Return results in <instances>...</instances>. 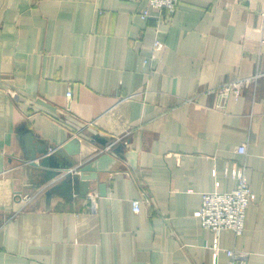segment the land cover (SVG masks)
<instances>
[{
    "label": "crops",
    "instance_id": "0c3cea01",
    "mask_svg": "<svg viewBox=\"0 0 264 264\" xmlns=\"http://www.w3.org/2000/svg\"><path fill=\"white\" fill-rule=\"evenodd\" d=\"M146 3L0 0V264H228L231 248L249 253L238 264H264V78L224 108L198 96L264 71V0H180L161 27L156 11L140 17ZM156 37L165 48L153 73L143 58ZM113 138L116 161L85 195L49 189L17 212L15 193L51 180L30 150L46 146L76 169ZM241 164L255 199L243 233L222 230L214 257L195 212L201 193L234 188L225 171Z\"/></svg>",
    "mask_w": 264,
    "mask_h": 264
},
{
    "label": "built area",
    "instance_id": "2783aa9c",
    "mask_svg": "<svg viewBox=\"0 0 264 264\" xmlns=\"http://www.w3.org/2000/svg\"><path fill=\"white\" fill-rule=\"evenodd\" d=\"M179 1L180 0H147L144 7L140 9L139 15L142 18H147L151 16L153 11H156L154 17L159 26H167L171 22ZM156 31L158 33L159 30ZM164 48V41L160 37H156L151 45V54L148 57L143 58L144 62H150L153 73L157 71L156 65ZM261 78H264V71L257 70L248 76L237 77L220 84L207 86L198 93V96L212 94L220 100V102L216 104V107L224 108L225 102L228 98L240 97L246 87L249 85H256ZM134 95L135 93H131L126 97L131 98ZM66 97L68 100L66 110L69 111L72 97L70 89L66 92ZM193 99L194 97H189L187 100L192 101ZM85 124L90 125L91 122H85ZM118 143L119 140L115 138L111 139L109 142L106 141L101 151L103 153H110ZM237 151L241 154H246V145L242 144L238 146ZM68 172L74 173L75 169H69L59 176H62L63 178ZM225 175L230 176L235 180L236 184L234 188L226 192L214 190L201 193V204L199 209L195 212V216L199 219L201 226L209 229L213 233L211 248L214 257H216L217 253L221 250L219 235L222 230H231L236 236L243 233L246 209L255 199V194L251 190L247 181V167L245 164L235 165L231 170L226 169ZM54 179L55 177L48 182L41 184L31 193H15L16 203L18 205L17 212L27 209L36 201L37 197L41 196L54 186L56 183ZM143 194L144 192L142 191L141 195ZM96 197L97 193H93L90 196L91 202H93ZM145 200H147L145 197H141V199H132L131 205L133 211L138 212L140 210L141 201ZM224 251L228 256V264L246 263L248 260L249 253L247 251H241L234 248L224 249Z\"/></svg>",
    "mask_w": 264,
    "mask_h": 264
},
{
    "label": "water",
    "instance_id": "95a60500",
    "mask_svg": "<svg viewBox=\"0 0 264 264\" xmlns=\"http://www.w3.org/2000/svg\"><path fill=\"white\" fill-rule=\"evenodd\" d=\"M74 141V142H72ZM65 145H63V148L66 151H69V146L72 143H79L78 139L72 140ZM103 145H105L106 140L102 141ZM121 150L120 146H117L114 148V151L116 153H119ZM78 151L74 152L77 153ZM55 155H53L52 152L48 151V148L46 146H41L40 149L38 148L37 151L30 150L27 153V158L29 160V163L33 165L34 167L38 168L41 174V180L42 182H45L49 179H52L59 174H61L63 171H67L68 168L71 166L70 163L67 161L60 162L55 160ZM115 158L109 154V153H101L96 158L88 161L87 163H84L83 165H80L78 168H76L74 173L78 172L77 176H73L67 173L60 181H58L54 186L50 188V191L57 189V188H63L68 187L70 185L73 186V193H79L80 195H85L88 191L89 186V180H97L99 178V175L104 172H108L111 170L113 164L115 163ZM99 194L103 195L105 194V184L99 183ZM49 191V190H48Z\"/></svg>",
    "mask_w": 264,
    "mask_h": 264
}]
</instances>
